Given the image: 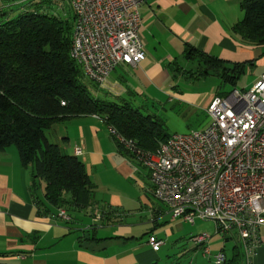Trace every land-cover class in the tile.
Returning <instances> with one entry per match:
<instances>
[{"label": "crops", "instance_id": "0c3cea01", "mask_svg": "<svg viewBox=\"0 0 264 264\" xmlns=\"http://www.w3.org/2000/svg\"><path fill=\"white\" fill-rule=\"evenodd\" d=\"M51 1L0 0V9L9 10L10 15L32 10L48 12L46 2ZM243 1L145 0L140 9V37L146 58L136 66L121 64V71L117 73L116 68L110 76L111 88L104 90L136 104L137 98L156 102L163 95L179 106L171 114L174 130H187L181 119L186 110L207 112L216 95L239 88L237 84L245 76L251 87L264 72V45L250 44L232 31L243 17ZM192 48L215 56L225 67L239 66L242 73L236 84L226 83L214 71L202 75L204 66L186 55ZM208 77H218L217 83ZM219 80L232 88L218 86ZM182 82L198 86L199 90L180 89ZM57 127L56 137L47 134L48 139L86 164L101 196H93L92 206L86 210L67 211L69 219L40 214L35 195H43L45 182L34 193L33 168L22 165L18 148L11 145L0 151V261L166 264V258L177 249L180 252L176 255L187 252L186 259L181 260L185 264L214 261L191 239L202 233L196 229L197 221L202 220L192 224L172 216L168 206L156 198L149 170L120 150L101 116L81 115L62 120ZM77 147L81 148L80 154L76 153ZM214 232L217 233L215 224ZM260 234L262 243L253 264H264V225ZM224 235L225 241L234 242L232 248L219 242L216 247L210 245L211 252L225 250L230 257L236 244L240 245L239 238L235 233ZM150 236L163 240L159 249L149 244ZM242 252L246 263L243 249Z\"/></svg>", "mask_w": 264, "mask_h": 264}, {"label": "built area", "instance_id": "2783aa9c", "mask_svg": "<svg viewBox=\"0 0 264 264\" xmlns=\"http://www.w3.org/2000/svg\"><path fill=\"white\" fill-rule=\"evenodd\" d=\"M68 1L75 14L71 56L88 79L110 89L116 68L136 66L146 58L140 37L145 0ZM207 114L210 123L204 129L172 133L156 151L143 150L109 129L149 170L156 198L173 217L192 224L211 220L217 233H235L252 264L264 225V72L247 89L216 95ZM58 215L69 219L63 207ZM210 237L202 232L191 239L215 264H223L226 253L212 254ZM148 242L156 250L163 244L155 236Z\"/></svg>", "mask_w": 264, "mask_h": 264}, {"label": "trees", "instance_id": "16d2710c", "mask_svg": "<svg viewBox=\"0 0 264 264\" xmlns=\"http://www.w3.org/2000/svg\"><path fill=\"white\" fill-rule=\"evenodd\" d=\"M241 10L243 17L232 31L250 44L264 45V0H244ZM74 25V13L61 18L39 10L10 15L0 9V151L18 148L22 165L33 168L34 193L45 182L43 195L34 194L40 214L58 215L62 207L70 213L86 210L97 189L86 164L48 139L46 131L56 121L97 114L143 150L156 151L170 136L160 115L115 98L97 84L107 98L91 92L81 65L71 56ZM186 53L204 66L202 75L214 71L235 85L242 73L239 66L225 67L194 48ZM118 145L139 161L136 153ZM223 264H248L241 244L232 256L226 253Z\"/></svg>", "mask_w": 264, "mask_h": 264}, {"label": "rangeland", "instance_id": "374dc122", "mask_svg": "<svg viewBox=\"0 0 264 264\" xmlns=\"http://www.w3.org/2000/svg\"><path fill=\"white\" fill-rule=\"evenodd\" d=\"M46 6H47V11L52 14V15H56L59 17H69L71 14L74 13L73 8L70 4V2L68 0L65 1H60V0H52L51 2H46ZM59 9V12H58ZM121 71V67H118L116 72L119 73ZM209 81L211 82H216L217 83V78L218 77H208ZM216 79V80H215ZM86 84L88 86V88L91 90V92L95 95L98 94L102 97L107 98V96L105 95V93H103L100 90H97V85L94 81H91L90 79L86 78ZM186 82V81H184ZM184 84V85H183ZM222 83L219 80L218 82V86H220ZM181 85V86H180ZM179 86L180 89H186V90H199L198 86L195 85H191V84H185V83H181ZM211 85V84H210ZM208 86V85H203V87ZM237 86L239 88H248L249 82L247 81V77H242L240 79V81L238 82ZM222 87L226 90H230L232 87L230 85H223ZM222 88V89H223ZM218 89V88H217ZM108 98H110L108 96ZM137 101L140 106H142V109L146 112V113H152V114H157L160 115L166 122V128H167V132L168 133H173L175 131H178L179 133H185V132H189V131H193V130H200V129H204L209 123H210V119L207 115V112L203 111V110H192L190 109V111L186 110L183 115H181V119L184 118V123L186 124V128L187 130H174V128L172 127L173 125L171 124V120H172V111H175V107L179 106H175L173 105L171 102L168 101V98L165 96H160V98L157 99L156 102L153 101H146V100H140V98H137ZM136 104V103H134ZM136 104V105H139ZM177 112H179L177 110ZM60 121H56L54 123V125L52 126L51 129H49L50 131H46V133L48 134V137L53 138L56 137L57 132H58V127L57 124H59ZM15 146V145H14ZM107 186V185H106ZM101 196V194H97V192L94 193V198ZM74 214V213H73ZM197 226L196 229L199 231H207L208 233L211 234L210 240H209V246L211 244L215 245V247L218 245V243L220 242L221 244H226V248L230 249L233 246V241H225V235L223 233H215L214 232V223L211 220H202V221H197ZM147 235V234H146ZM180 251L177 249V251L173 254H171L170 257L166 258V264H185L184 262H182L181 260H185L187 257V252L182 251L179 255L178 254ZM203 253V252H202ZM212 256V255H211ZM201 264H215L213 259H211L210 261L208 260L207 262H201Z\"/></svg>", "mask_w": 264, "mask_h": 264}]
</instances>
